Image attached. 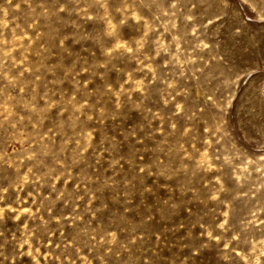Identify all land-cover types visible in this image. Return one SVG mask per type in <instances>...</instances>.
<instances>
[{"label":"rangeland","instance_id":"374dc122","mask_svg":"<svg viewBox=\"0 0 264 264\" xmlns=\"http://www.w3.org/2000/svg\"><path fill=\"white\" fill-rule=\"evenodd\" d=\"M0 264H264V0H0Z\"/></svg>","mask_w":264,"mask_h":264}]
</instances>
